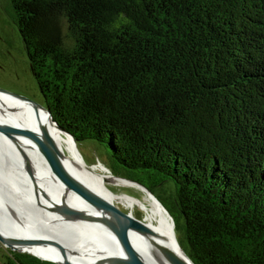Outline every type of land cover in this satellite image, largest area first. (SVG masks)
<instances>
[{"label": "trees", "instance_id": "obj_1", "mask_svg": "<svg viewBox=\"0 0 264 264\" xmlns=\"http://www.w3.org/2000/svg\"><path fill=\"white\" fill-rule=\"evenodd\" d=\"M10 1L54 120L120 175L172 182L197 264H264V0Z\"/></svg>", "mask_w": 264, "mask_h": 264}, {"label": "bare ground", "instance_id": "obj_2", "mask_svg": "<svg viewBox=\"0 0 264 264\" xmlns=\"http://www.w3.org/2000/svg\"><path fill=\"white\" fill-rule=\"evenodd\" d=\"M0 123L44 137L65 155L66 150L72 152L81 165L74 170L82 182L92 186L99 196L107 195L114 205L116 195L104 184L86 176L90 168L77 154L74 139L52 124L42 107L17 94L0 90ZM38 147L15 131L8 134L0 128L1 232L25 240L37 239L36 242L24 243L23 250L58 264L64 260V255L55 243L63 246L74 264H95L120 254L116 235L109 227L91 218H71L59 212L60 204L66 203L95 215L93 206L79 196L65 175ZM119 180L121 184L143 188L134 181L123 178L116 181ZM143 190L149 206L157 214L154 217L156 223L151 226L174 243L172 228L174 226L175 232V219L147 189ZM128 197L132 201L135 199ZM130 236L148 264H163L152 246L163 243L164 237L137 232ZM176 240V247L180 250L177 237Z\"/></svg>", "mask_w": 264, "mask_h": 264}, {"label": "rangeland", "instance_id": "obj_3", "mask_svg": "<svg viewBox=\"0 0 264 264\" xmlns=\"http://www.w3.org/2000/svg\"><path fill=\"white\" fill-rule=\"evenodd\" d=\"M0 88L23 95L37 103L43 104L44 102L31 69L27 49L21 37L17 17L10 0H0ZM76 149L77 154L85 164L89 165L90 172H87L86 176L111 189L116 195L114 198L116 207L130 212L133 216L144 219L150 225L156 223L154 217L157 214L149 206L146 200V192L136 186L121 184L120 180L116 181L120 178L114 177L113 174H120L113 168L108 158V150L104 144L94 139H83L78 141ZM66 157L73 168H81L78 158L72 152L66 150ZM107 178L109 179L107 180ZM86 186L97 193L89 184ZM154 192L167 207H171L172 200L170 199L174 192L172 182L162 183L160 187L154 188ZM128 196H132L135 199L132 201ZM101 197L109 202L107 195L101 194ZM144 204H147L146 207ZM44 214L46 215V213ZM17 252L22 253L23 258L37 256L25 250H12L0 239V263L8 255H13ZM42 259L54 262L49 259Z\"/></svg>", "mask_w": 264, "mask_h": 264}, {"label": "water", "instance_id": "obj_4", "mask_svg": "<svg viewBox=\"0 0 264 264\" xmlns=\"http://www.w3.org/2000/svg\"><path fill=\"white\" fill-rule=\"evenodd\" d=\"M33 71V68H32ZM34 74V72H33ZM0 90L10 92L8 90H5L3 88H0ZM12 94H17L14 92H10ZM32 103L37 104L39 107H42L48 118L50 119L51 123L54 124L58 129H60L63 134L71 136L75 143L77 144L76 137L71 134L69 131L63 129L53 118V115L51 111L41 103H37L33 101L32 99H29L27 97H24L23 95L17 94ZM0 128L4 130L6 133L10 134L12 131H15L16 133L30 139L33 141L36 145H38L39 149L46 154L53 164L57 166V168L65 175L66 179L68 180L71 187L75 189V191L79 194V196L84 199L85 201L89 202L94 209L95 215H92L87 212L80 211L78 209H75L71 207L70 205L66 203H61L59 206V212L67 217L71 218H91L95 221H98L107 227L111 229L112 232L115 233L116 238L118 240V245L121 250L120 254H114L110 258L101 261L96 262L95 264H148L147 261L144 259V257L141 254V251L135 246L133 243L130 234H133L134 232L140 233V234H146V235H152L155 234L160 237H164L165 241L163 243H160L158 246L153 245V252H155L156 255L159 256L160 261L163 264H197L187 253V251L183 248L181 245V249L179 250L176 245L177 240L176 237L179 240V237L176 232V226H175V232H174V226L172 228V235L174 239V243L167 238V235L162 233L161 231L154 229L148 222H145L144 219H141L139 217L133 216L130 212H126L121 210L120 208L114 206L113 204L109 203L105 199H103L101 196H99L97 193H95L93 190H91L88 186H86L82 180L79 178L77 173L75 172L72 164L68 161L65 153L57 148L52 142L50 143L47 141L44 137H41L39 135H35L29 131H26L24 129H17L13 128L12 126L1 124ZM86 166H89L86 164ZM108 168V167H106ZM32 175V174H31ZM114 177L127 179L130 181H134L141 185L143 188L147 189L162 205L163 207L170 213V216L174 218L171 211L167 208V206L163 203V201L156 195L154 192V189H151L147 185H145L143 182L133 179L126 176L121 175H114ZM109 178H107L108 180ZM112 180V179H111ZM143 188L141 190H143ZM62 194L64 197H66V191L63 190ZM176 224V220H175ZM0 239L3 241L4 244L11 247L12 250H23V244L24 243H30V242H36L37 239H23L18 237H12L7 236L0 230ZM61 253L64 255V260L61 262V264H74L66 255L65 250L63 246H61L58 243H55ZM181 244V243H180ZM42 258L41 256H39Z\"/></svg>", "mask_w": 264, "mask_h": 264}]
</instances>
